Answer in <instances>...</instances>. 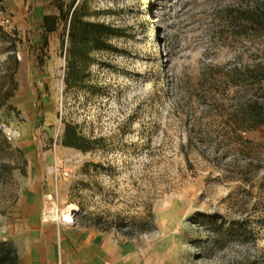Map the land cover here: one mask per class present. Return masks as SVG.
<instances>
[{
    "label": "rangeland",
    "instance_id": "374dc122",
    "mask_svg": "<svg viewBox=\"0 0 264 264\" xmlns=\"http://www.w3.org/2000/svg\"><path fill=\"white\" fill-rule=\"evenodd\" d=\"M261 1L88 0L87 19L110 8L127 35L66 89L62 26L42 28L56 0H0V242L45 178L79 225L144 237L176 264H264V127L238 141L222 116L258 91L222 75L264 65V33L237 32L228 8ZM66 124L81 148L62 143ZM149 212L151 230L126 233Z\"/></svg>",
    "mask_w": 264,
    "mask_h": 264
},
{
    "label": "trees",
    "instance_id": "16d2710c",
    "mask_svg": "<svg viewBox=\"0 0 264 264\" xmlns=\"http://www.w3.org/2000/svg\"><path fill=\"white\" fill-rule=\"evenodd\" d=\"M87 3L88 0H71L67 6L62 0H56L57 13L44 14L42 17V28L45 32L57 31L62 26L61 46L66 62L64 76L66 89L85 87L90 76L91 64L98 63L92 53L123 51L118 41L127 35L125 28L113 21L105 20L114 13L110 8L95 9L91 12L94 19H87L86 17L90 15ZM228 12L233 14L232 19L236 23L237 32L248 25L254 31L264 33V0L244 10L230 6ZM44 43H47V39ZM239 74L238 76L223 74L222 78L233 85L246 83L251 87H258L256 94L235 100L231 112L222 114L232 128L231 132L237 136L238 141H241V133L264 127V65L260 62L252 66L247 65ZM80 139L82 137L75 127L66 124L62 143L81 148L78 144ZM99 224L96 222L94 225L99 228ZM125 226L128 227L126 233L129 235L151 230L154 227L152 212H149L145 220L132 218ZM0 264H18L17 250L9 240L0 242Z\"/></svg>",
    "mask_w": 264,
    "mask_h": 264
},
{
    "label": "crops",
    "instance_id": "0c3cea01",
    "mask_svg": "<svg viewBox=\"0 0 264 264\" xmlns=\"http://www.w3.org/2000/svg\"><path fill=\"white\" fill-rule=\"evenodd\" d=\"M44 179L28 183L4 227L3 239L14 244L18 264H176L162 249L151 250L144 237L64 223L59 213L66 209L59 207L56 192L43 189Z\"/></svg>",
    "mask_w": 264,
    "mask_h": 264
},
{
    "label": "built area",
    "instance_id": "2783aa9c",
    "mask_svg": "<svg viewBox=\"0 0 264 264\" xmlns=\"http://www.w3.org/2000/svg\"><path fill=\"white\" fill-rule=\"evenodd\" d=\"M63 175V176H62ZM62 177H67L69 176V172H65L63 171L62 173ZM54 214L57 216L58 215V210L54 211ZM60 215V219L64 222V223H67V224H74L75 221H76V218H75V213L73 211H70V210H65L64 213H59ZM47 217L50 216L49 213L46 214ZM58 217V216H57Z\"/></svg>",
    "mask_w": 264,
    "mask_h": 264
},
{
    "label": "bare ground",
    "instance_id": "6f19581e",
    "mask_svg": "<svg viewBox=\"0 0 264 264\" xmlns=\"http://www.w3.org/2000/svg\"><path fill=\"white\" fill-rule=\"evenodd\" d=\"M70 210H75L77 206L75 204H70L69 205Z\"/></svg>",
    "mask_w": 264,
    "mask_h": 264
}]
</instances>
